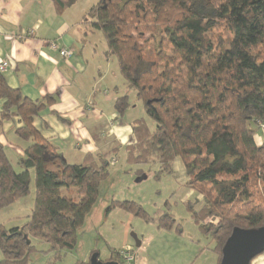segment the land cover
<instances>
[{"label": "trees", "instance_id": "trees-1", "mask_svg": "<svg viewBox=\"0 0 264 264\" xmlns=\"http://www.w3.org/2000/svg\"><path fill=\"white\" fill-rule=\"evenodd\" d=\"M51 1L62 15L79 0ZM226 3L228 11L204 16L184 0H167L161 7L149 0H100L83 18L103 34L106 54L117 59L127 84L116 99L117 113L123 116L134 106V95L145 110L146 118L132 123L135 143L126 147V163H156L154 177L160 180L173 174L177 159L183 161L189 188L204 197L199 211L195 205L189 210L217 243L221 259L234 228H264V143L256 141L260 129L264 133V0ZM0 100V128L20 117L24 124L15 134L27 143L21 171L0 143V213L30 194L32 172L35 184L27 223L0 225V264H27L36 251L31 238L56 252L74 250L109 177V157L118 150L69 164L34 126L55 97L32 101L0 73ZM116 208L155 222L135 202H114L107 216ZM156 222L163 229L176 226L170 215ZM116 254L112 251V258L124 264ZM59 259L57 254L52 264Z\"/></svg>", "mask_w": 264, "mask_h": 264}, {"label": "crops", "instance_id": "crops-1", "mask_svg": "<svg viewBox=\"0 0 264 264\" xmlns=\"http://www.w3.org/2000/svg\"><path fill=\"white\" fill-rule=\"evenodd\" d=\"M82 1L58 15L51 0H0V65L9 63L3 76L32 101L56 98L34 118V126L75 165L89 154L123 149L135 140L132 123L146 117L139 104L123 116L115 110L127 84L117 59L107 56L101 32L83 23L90 7L78 9ZM60 49L71 55L62 57ZM3 104L0 100V111ZM23 124L17 116L0 128V143L17 171L27 143L15 130Z\"/></svg>", "mask_w": 264, "mask_h": 264}, {"label": "rangeland", "instance_id": "rangeland-1", "mask_svg": "<svg viewBox=\"0 0 264 264\" xmlns=\"http://www.w3.org/2000/svg\"><path fill=\"white\" fill-rule=\"evenodd\" d=\"M99 1L83 0L77 7L82 11L87 10ZM149 1L161 7L167 0ZM184 1L204 16L216 14L217 9L229 10L226 0ZM100 35L107 46L103 34ZM97 46L101 48V45ZM135 104L140 105V111L144 110L141 102L135 101ZM147 121L150 130L154 131L155 123L148 119ZM256 141L258 144L264 143V133L261 129ZM134 143L135 140H132L109 157V177L101 183L98 202L79 231L77 247L74 250L56 252L46 242L31 238L36 251L30 255L27 264H52L57 254L60 259L56 264H88L96 253L101 261L106 262L112 258V251L117 252L114 258L124 264H221L217 243L200 230L189 210L191 205H195V210L199 211L204 205V197L189 188V173L183 161L177 159L173 174L162 175L158 180L154 177L160 169L158 164L133 166L126 163V147ZM64 192L76 196L74 191ZM125 201L141 205L155 222H147L120 208L114 209L107 216L106 211L114 202ZM34 204L35 184L32 172L30 194L0 213V225L6 226L7 229L23 227L33 212ZM166 215L172 216L176 221V226L171 230L160 228L156 222ZM137 242L142 245L137 247ZM128 248L136 255L130 263L120 256V253ZM111 261L117 262L113 258ZM257 261L264 264V253L251 264H256Z\"/></svg>", "mask_w": 264, "mask_h": 264}, {"label": "water", "instance_id": "water-1", "mask_svg": "<svg viewBox=\"0 0 264 264\" xmlns=\"http://www.w3.org/2000/svg\"><path fill=\"white\" fill-rule=\"evenodd\" d=\"M141 244L137 242V247ZM264 253V228L242 229L236 227L222 249L221 264H251ZM88 264H119L114 261L103 262L99 254L92 255Z\"/></svg>", "mask_w": 264, "mask_h": 264}, {"label": "built area", "instance_id": "built-area-1", "mask_svg": "<svg viewBox=\"0 0 264 264\" xmlns=\"http://www.w3.org/2000/svg\"><path fill=\"white\" fill-rule=\"evenodd\" d=\"M52 47L54 49H59V45L55 42L52 43ZM60 54L62 57H69L71 55V52L67 49H60ZM8 68H9V63L3 62L0 65V73H4ZM129 252H130V248H128V250H126V251L121 252L120 256H121V258L124 259V261L126 260V261H129V263H130V262L134 261V259L136 258V255L132 252H130V253Z\"/></svg>", "mask_w": 264, "mask_h": 264}]
</instances>
